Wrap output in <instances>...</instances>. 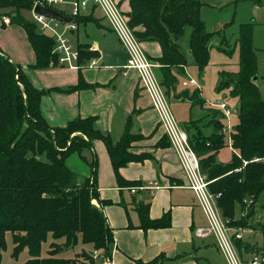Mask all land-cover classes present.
I'll return each instance as SVG.
<instances>
[{
	"label": "trees",
	"instance_id": "trees-1",
	"mask_svg": "<svg viewBox=\"0 0 264 264\" xmlns=\"http://www.w3.org/2000/svg\"><path fill=\"white\" fill-rule=\"evenodd\" d=\"M36 4L56 10L47 0H0L2 25L17 24L25 31L35 54V62L30 66L37 69L57 66V56L52 53L53 38L39 32L37 23L22 14L23 10L31 11ZM203 5L200 0H129L130 10L125 14L135 38L139 42L156 41L160 46L161 55L156 60L160 65V85L167 98H186L196 104L197 89L191 94L173 92L178 74L188 64L187 55L178 42L188 33L187 51L196 67L202 70L209 61L211 39L219 34L207 29L200 14ZM4 16L8 21L3 20ZM70 17L71 23L76 24L87 20L80 14ZM252 29L251 21L239 24L236 38L239 68L236 72H220L217 88H227L231 96L239 99L235 110L237 122L230 130L229 144L225 142L224 113L218 107L204 115H210L206 133L193 125L196 120L182 126L188 134L190 148L199 159L201 173L212 180L211 191L221 193L217 203L224 218L228 219L229 226L236 228L244 227L245 217L236 219L235 209H245L250 216L254 204H250L251 210H248L246 200L256 202L260 195L264 199V98L257 81H253L257 60ZM220 41L223 43L222 35ZM218 49L226 54L234 50L221 44ZM77 50L79 64L93 54L85 45H78ZM82 86L86 85L80 77L73 89ZM45 93L34 87L22 66L0 48V264L6 232L11 233L14 255L27 249L29 258L23 264H77L80 256L82 264H98L91 252L95 249L101 257L109 256L113 238L101 207L94 203L98 200L97 159L94 157L89 163V175L79 178L68 166L67 158L78 154L84 159L82 151L91 148L92 140L100 139L106 146L119 185L139 186V181L123 179L119 168L145 158L128 150L130 144L142 136L132 134L128 123L120 138L113 141L95 128L93 117H78L62 127L50 126L40 109ZM166 144L168 141L159 145ZM227 145L232 149L230 161L217 162V152ZM136 210L142 229L166 227L170 223L168 212L151 219L149 204L142 200ZM256 226L263 237L262 244L243 237L235 243L240 250L261 251L264 257V222ZM49 238L46 256H42V244ZM60 240L63 241L60 243ZM78 244L88 245L90 249L82 247L74 258L59 256L60 247L72 249Z\"/></svg>",
	"mask_w": 264,
	"mask_h": 264
},
{
	"label": "crops",
	"instance_id": "crops-1",
	"mask_svg": "<svg viewBox=\"0 0 264 264\" xmlns=\"http://www.w3.org/2000/svg\"><path fill=\"white\" fill-rule=\"evenodd\" d=\"M200 1L204 4L200 14L209 31L215 32L210 22L223 23L219 34L212 37L216 38L219 44L222 35L232 48L240 23L251 21L255 24L253 41L256 28L264 25V0ZM73 2L85 3L83 6L79 5L77 14L87 17V20L80 24L73 23L76 28L69 29L67 35L74 47L85 45V48L93 53L83 64H79L78 68L57 65L37 69L30 66L35 62V54L25 31L19 26L23 32V40L22 33L21 40L18 41L12 42L7 37L6 42H0V48L13 62L22 66L23 72L34 87L46 91L41 97L40 109L50 126L62 127L78 117H93L95 128L109 135L113 141L120 138L128 123L132 134L142 136L133 141L128 150L137 155L143 154L145 158L119 168V175L123 179L139 181V186L119 185L106 146L100 139L92 140L91 148L82 151L84 159L78 154H71L67 158L68 160L76 155L80 162L78 166L83 168L82 178L89 175V163L92 159H97L95 181L98 200H94V203L101 207L113 238L110 254L106 257L109 258L110 264H215L209 252L215 250L222 255L223 253L213 234L207 237H198L195 234L196 228L208 227L207 217L194 190L188 185L177 154L171 146L159 145L160 142L167 141L165 130L159 122V115L152 106L150 96L140 83L138 72L133 68H125L128 58L126 48L105 18L102 9L96 6L93 0H63L53 6L62 14L70 16L73 15ZM115 3L124 15L130 10L129 0H115ZM65 5H69L70 9ZM94 7L100 13H95ZM32 16L34 19L33 12ZM34 21L36 22L35 19ZM90 23L95 28L91 37L87 30ZM8 24L7 22L2 26L6 27ZM37 29L42 31L38 23ZM46 35L52 37L50 31ZM139 43L148 59L156 64L153 67L155 75L160 67L156 60L161 55L160 46L156 41ZM178 45L186 53L188 64L180 73L185 78L177 87L191 91L201 90V84L189 70L190 66L195 64L187 51V37L181 39ZM92 59H95L96 64L89 65ZM80 77L86 86L73 89L79 83ZM189 78L195 79L200 87L197 88L193 84L183 85V81ZM200 95L202 96V93ZM262 96L264 98L263 94ZM168 101L169 109L172 103L194 106L192 101L186 98L171 96ZM170 112L182 129L184 123L194 120L177 122L171 109ZM226 120L223 118V123ZM225 127L226 123L224 134ZM227 137L229 138V134ZM229 141L230 138L225 142L229 144ZM224 147H228L232 153L230 145ZM141 200L149 204L151 219H158L168 212L169 225L161 228H140L136 205ZM224 260L226 262L225 257Z\"/></svg>",
	"mask_w": 264,
	"mask_h": 264
},
{
	"label": "built area",
	"instance_id": "built-area-1",
	"mask_svg": "<svg viewBox=\"0 0 264 264\" xmlns=\"http://www.w3.org/2000/svg\"><path fill=\"white\" fill-rule=\"evenodd\" d=\"M63 0H47L49 5L60 3ZM103 11L105 18L108 20L112 29L118 36L120 42L127 50L128 58L125 68H133L138 72L140 83L143 89L148 93L152 100V106L159 115V122L170 141L171 147L178 156L182 171L186 176L189 187L194 190L196 197L201 205L207 220L208 227L196 228L195 234L198 237H207L214 235L221 252L223 253L227 264H264V257L260 253H250L248 256L240 255L237 250V245L234 242L236 239H241L242 235L239 230L232 232L231 228L225 223L224 216L220 214L215 207V199L219 194L213 195L209 191V184L211 181L206 179L205 175L201 173L197 156L192 151L188 143V135L186 131L180 128L172 116L167 104V100L158 83L153 67L156 65L153 61L148 59L139 41L135 38L133 30L128 25V17L120 12L114 0H93ZM72 14L78 13L79 5L83 6L85 3L73 2ZM34 19L40 25L43 34L50 31L54 40L52 53L57 56L58 66L79 67V52L73 46L69 39L67 32L69 29L76 28L75 24L61 23L51 17L36 13L32 9ZM3 20L8 21V17L4 16ZM96 64L95 59L90 60L89 65ZM183 85L193 84L199 88L197 82L193 78L183 81ZM220 108L224 117L230 115V110L226 104L220 103L216 105ZM234 238V241L232 239ZM92 258L98 261V264H110L108 257H101L98 250L91 252Z\"/></svg>",
	"mask_w": 264,
	"mask_h": 264
},
{
	"label": "rangeland",
	"instance_id": "rangeland-1",
	"mask_svg": "<svg viewBox=\"0 0 264 264\" xmlns=\"http://www.w3.org/2000/svg\"><path fill=\"white\" fill-rule=\"evenodd\" d=\"M114 2H115V0H114ZM93 3L95 4L94 1H93ZM96 6H98V5L96 4ZM65 7L70 9L69 5H65ZM94 9H95V13H97V14L100 13L96 7H94ZM22 14L26 18H28L32 21L34 20L33 16H32V12L30 10H23ZM1 22H2V20L0 19V42H6L7 37H9V39L12 42L21 40V36H20L21 33H22L21 35H22V40H23V32L19 28L20 26L18 27L17 24L9 23L6 27H3ZM90 24H88L87 30H88V33L90 34V37H91L95 28H94L93 24H91V26H89ZM222 24H223L222 21L210 22L211 28L215 32H219V29H221L223 27ZM254 26H255V24H253V27ZM80 29H81V27H80ZM187 32H188V30H187ZM4 33H7V34L4 35ZM187 35H188V33H186L185 37H187ZM252 39H253V29H252ZM218 44L219 43L216 41V38H213L211 41L212 48L209 49L210 55H209L208 64L202 70H199L193 64L189 68L192 76H194L199 81V83L201 84V90L197 89V91H198L197 96L198 97H194V99L196 100V104H194V106L190 105V107H189L188 104H186V103H183V104L172 103L170 106V109L175 114L177 122H182V120L194 119L196 121H195V123L193 122V125L196 128L201 127V129H203V133H206V131H208L206 126H207L210 115L208 117L207 116L205 117L204 115L209 113L210 111H212L215 107H217L216 106L217 104H220V103L226 104V107L231 112L229 116L224 117L225 119H227L229 121V122H226L227 120L224 121V124L226 123L225 141H227L229 139L227 137V135L229 134V130L231 129V126L237 122V114H236L235 110L239 105V99L236 96H231L229 94V89L224 88V89L219 90L217 87H218L219 81L221 80V76H220L221 71L235 72L238 70V68H239V45L237 44V42H235V44H234V41H233L232 42V48H234L233 52L231 54H226L225 52L218 49V46H219ZM220 44L226 45L227 48H230V45L227 44V41L224 39H223V43L220 42ZM253 48H254V52H255L256 60H257V74H256L257 85H258V88H259L261 94L264 95V25L257 27L255 30ZM155 77L158 80L157 82L160 83V78H161L160 77V71L155 72ZM183 78H185L184 75L178 74L177 82L174 85L175 93H177V94H180V93L191 94L194 90H192V91L191 90H185L184 88L179 89L177 87L178 85L180 86L181 80ZM199 83H198V86H199ZM161 89L163 91V94L165 95V89L162 88V86H161ZM200 93H202V96L200 95ZM168 99L169 98L166 97L167 101H168ZM208 101L210 103H208ZM168 103H169V101H168ZM200 111H201V113H200ZM202 116H204V117H202ZM200 117H202V118H200ZM222 121H223V119H222ZM191 132H193V129ZM166 138H167L166 140L168 141V146H171L167 135H166ZM231 155H232V153L229 150V148L223 147L222 149H220L217 152L215 158H216V161L219 163H227L230 161ZM197 159H198V157H197ZM198 162H199V159H198ZM79 163L80 162H79V160H77L76 155H74L73 158H69L67 160L68 166L72 170L76 171L79 174V178H82L83 176H82L81 171L83 170V168L78 166ZM199 166H200V164H199ZM209 181L212 182V180H209ZM209 191L213 195L219 194L218 197L214 201V203H215L214 205L218 209L220 214H222V210L220 209V207L218 206V203H217V199L220 198L221 193L220 192L215 193V192L211 191L210 187H209ZM250 204L251 205L254 204L252 206V210H253L252 212L253 213L250 216L246 215L247 210L245 211V209L243 211H239V208L235 209L234 217L236 219H238V217H240V216L245 217L243 220L244 227H238V228H236L234 226L231 227L228 225V219L224 218L226 221L225 223H227V226L231 228V231L233 233L236 232V230H239V232L241 233V235L243 236L244 239L246 238V239H249L251 241L257 242L258 244H262L263 243V237H262L261 233L259 232V230L257 229L258 226H256V224L258 222H261V223L264 222V199H263L262 195H260L258 197L256 202H253L251 199L246 200V209L251 210V209H249ZM245 224H247V225L245 226ZM232 239L234 241L233 237H232ZM238 239H236V240H238ZM50 241H51V239L49 238V239H47L46 242H44L42 244V249H41L42 256H46V250L48 248V244ZM62 241L63 240H60L59 242L61 243ZM13 247H14V244H13L11 233L6 232V234H5V248L1 251V262H2V264H23L29 258V253H28L26 248L22 249L17 255H14L13 254ZM82 247L85 248L86 250L90 249L88 245H82V244H78L77 246H74V248H72V249L71 248L67 249L68 247L66 249H64V248L62 249V247H60L59 248V256L66 257V258H74V257H76L75 255L82 250L81 249ZM237 250L240 253V255H242L241 256L242 258H243V256L245 257V256L250 255V253L245 251L244 249L240 250L237 247ZM251 253H260L261 255H263V253L261 251L251 252ZM209 255H210L211 260H213L215 264H226L224 257L221 253H219L215 250H211L209 252ZM77 264H82L81 263V256L79 257Z\"/></svg>",
	"mask_w": 264,
	"mask_h": 264
},
{
	"label": "water",
	"instance_id": "water-1",
	"mask_svg": "<svg viewBox=\"0 0 264 264\" xmlns=\"http://www.w3.org/2000/svg\"><path fill=\"white\" fill-rule=\"evenodd\" d=\"M33 10L38 14L44 15L46 17L54 18L64 23H69L72 20L70 16H66L55 9L45 7L41 4L34 5ZM253 81L255 82L257 81V76L253 77Z\"/></svg>",
	"mask_w": 264,
	"mask_h": 264
}]
</instances>
